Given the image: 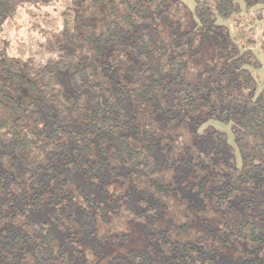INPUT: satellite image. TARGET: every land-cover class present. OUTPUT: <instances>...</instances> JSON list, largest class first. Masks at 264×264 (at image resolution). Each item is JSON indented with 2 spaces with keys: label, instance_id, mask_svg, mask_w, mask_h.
Returning a JSON list of instances; mask_svg holds the SVG:
<instances>
[{
  "label": "trees",
  "instance_id": "1",
  "mask_svg": "<svg viewBox=\"0 0 264 264\" xmlns=\"http://www.w3.org/2000/svg\"><path fill=\"white\" fill-rule=\"evenodd\" d=\"M262 1L0 0V264H264Z\"/></svg>",
  "mask_w": 264,
  "mask_h": 264
},
{
  "label": "rangeland",
  "instance_id": "2",
  "mask_svg": "<svg viewBox=\"0 0 264 264\" xmlns=\"http://www.w3.org/2000/svg\"><path fill=\"white\" fill-rule=\"evenodd\" d=\"M260 4L261 6L264 7V0ZM69 175L75 180L76 184L80 185L89 193H91L92 198L97 203H106L108 205H114V202L112 200L106 199L105 193L98 190V188H96L94 185L88 184L80 173L70 172ZM51 212H52L51 207H44L42 210H31V216L32 219L36 221H45L47 223V228L51 232V234L57 236L60 242L63 244V246L69 251L72 264H83L80 260H78L77 257L74 256V251L67 243L66 241L67 239L64 237V232L61 231V229L58 228L57 223L52 218H50ZM256 214L257 213H255V215ZM240 219L241 217L236 212H228L226 214V222L229 225H231V229L236 228V223H238ZM252 222L254 224H258V219L254 216L252 218ZM121 263L122 262L118 263L115 261L110 262V264H121Z\"/></svg>",
  "mask_w": 264,
  "mask_h": 264
}]
</instances>
